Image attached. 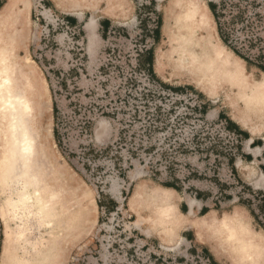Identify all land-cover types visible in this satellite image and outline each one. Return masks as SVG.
I'll list each match as a JSON object with an SVG mask.
<instances>
[{"label":"rangeland","instance_id":"1","mask_svg":"<svg viewBox=\"0 0 264 264\" xmlns=\"http://www.w3.org/2000/svg\"><path fill=\"white\" fill-rule=\"evenodd\" d=\"M123 1L128 6L113 15L84 7L66 12L51 0L3 3L9 9L0 15V32H27L25 55L44 84L49 149L78 196L67 217L60 215L50 228L33 218L25 225L2 216L3 207L18 204L10 178L0 171V264H264V248L254 249L235 226L201 231L196 240L194 230L182 224L192 200L196 216L206 210L221 218L244 208L255 239L264 245L258 235H264V112L248 119L241 103L223 93L207 96L169 71L165 79L157 76L147 54L151 50L154 59L157 50L168 48L161 31L165 0ZM205 1L217 5L233 40L259 39L246 56L264 54V0ZM103 7L101 1L89 9ZM238 12L243 20L231 24ZM22 15L28 26L20 23ZM93 16L90 27L86 22ZM245 69L254 80L264 78L255 66L245 63ZM235 106L245 118L238 121L257 126L256 135L230 119ZM256 148L263 153L251 162ZM238 162L246 172L241 178ZM140 184L176 188L173 234H167L168 219L150 217L139 201L130 204Z\"/></svg>","mask_w":264,"mask_h":264},{"label":"bare ground","instance_id":"2","mask_svg":"<svg viewBox=\"0 0 264 264\" xmlns=\"http://www.w3.org/2000/svg\"><path fill=\"white\" fill-rule=\"evenodd\" d=\"M51 1L66 12L84 7L91 12L109 15L123 11L128 6L123 0ZM101 1L104 4L102 9H89ZM8 9L9 4H4L0 15H5ZM162 11L161 31L168 48L166 51L159 49L154 54L153 69L157 76L165 79V73L169 71L171 76L189 79L207 96L223 93L233 103L234 100L241 103V108L247 112L245 116L253 114L257 119L264 112V78L254 80L249 77L245 62L223 45L206 1L165 0ZM74 13L82 17V13ZM42 14L49 15L48 12ZM95 20L93 16L86 24L92 27ZM20 23L28 26L27 18L22 15ZM26 35L23 27L0 32V171L10 178L9 185L14 186L18 204V209L14 205L15 209L11 210V203L10 210L8 207L4 210L3 207L1 213L4 218H18L27 223L33 218L38 224L50 228V222L58 221L60 215L65 217L66 214L67 217L78 193L67 170L49 149L44 84L32 59L25 55ZM254 90L262 91V94H255ZM258 96L263 97V103ZM234 109H231L230 119H236L235 123L239 127L256 135L258 127H245L241 120L238 121L241 117L239 109ZM247 118L251 119L249 115ZM237 167L240 174L246 176L245 167L240 162ZM261 180L264 181V175ZM138 201L141 209H145L147 214L151 213L150 217L158 215L168 219L166 221L171 226L166 228L169 230L167 234L175 232L176 223L172 212L177 210V197L173 189L140 184L132 194L130 204L134 205ZM243 209H233L221 218L211 212L196 216L195 202L192 200L188 202V212L182 214V224L191 227L198 240L201 231L216 232L235 226L241 229L254 249H263L264 245L254 237L250 216ZM258 235L264 240V235ZM213 255L216 256L215 253Z\"/></svg>","mask_w":264,"mask_h":264},{"label":"trees","instance_id":"3","mask_svg":"<svg viewBox=\"0 0 264 264\" xmlns=\"http://www.w3.org/2000/svg\"><path fill=\"white\" fill-rule=\"evenodd\" d=\"M208 7L214 17L215 23H216V28L217 32L219 35V38L221 39L222 43L229 49L231 50L236 56L241 58L247 65H252L257 67L260 71L264 72V54L258 52L257 54H254V59H250L248 56H246L244 51H249L250 49L254 48L256 46L257 41L259 39L257 37H248L247 39L243 41H238V40H233L231 38V31L227 28L229 26V23H223L221 24L219 20V15L218 12L216 11L217 5L214 3H209ZM243 12H238L235 16L232 17L231 19V24L232 22H240L243 20L242 18ZM159 27H160V21L157 19V25L156 29L154 31V38H157L158 32H159ZM246 30L249 29V24L245 25ZM254 31L251 32V35H253ZM147 62L151 68L152 63H153V58H152V53L151 50L147 54ZM166 188H173L176 189L175 187L171 185H165ZM206 210H202L201 214L206 213Z\"/></svg>","mask_w":264,"mask_h":264},{"label":"crops","instance_id":"4","mask_svg":"<svg viewBox=\"0 0 264 264\" xmlns=\"http://www.w3.org/2000/svg\"><path fill=\"white\" fill-rule=\"evenodd\" d=\"M5 2V0H0V8L2 7V5H3V3ZM31 15H32V7H31V5L29 6V10H28V16L29 17H31ZM263 150H260L259 148H256L255 149V151H254V154L253 153H250L249 155H250V158H251V162L253 161V160H255L256 162L258 161V159H259V157L262 155V152ZM241 163V162H240ZM242 164V163H241ZM238 169V167H237V164H236V173H238V175H239V177L241 178L242 176H241V174H240V172H239V170H237ZM238 171V172H237ZM238 177V176H237ZM262 177V176H261ZM260 182H262V180L260 179ZM263 183H264V181H263ZM195 208H196V210H197V207L195 206ZM207 212H209V211H207ZM206 212V213H207ZM205 214V213H204ZM202 214H200L199 216H201ZM195 235V234H194ZM195 238H196V236H195ZM196 240H197V238H196ZM195 240V241H196ZM206 247V246H205ZM208 250V249H207ZM209 251V250H208ZM211 254V253H210ZM213 257V256H212ZM214 259V258H213ZM215 260V259H214ZM214 260H212V261H214ZM210 261V260H209ZM216 261V260H215Z\"/></svg>","mask_w":264,"mask_h":264}]
</instances>
